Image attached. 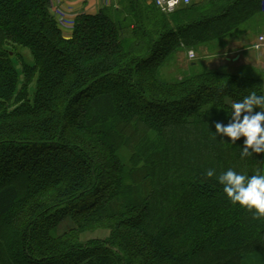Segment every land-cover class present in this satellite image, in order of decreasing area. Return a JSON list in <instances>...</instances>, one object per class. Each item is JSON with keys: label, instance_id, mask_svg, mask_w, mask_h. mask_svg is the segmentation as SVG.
I'll return each instance as SVG.
<instances>
[{"label": "trees", "instance_id": "trees-1", "mask_svg": "<svg viewBox=\"0 0 264 264\" xmlns=\"http://www.w3.org/2000/svg\"><path fill=\"white\" fill-rule=\"evenodd\" d=\"M126 6L124 19L81 14L66 35L51 0H0V264H264V218L218 182L264 173V153L215 134L232 103L264 94V69L161 72L262 26L264 0ZM9 46L33 62L20 69ZM96 230L108 235L84 237Z\"/></svg>", "mask_w": 264, "mask_h": 264}, {"label": "clouds", "instance_id": "clouds-1", "mask_svg": "<svg viewBox=\"0 0 264 264\" xmlns=\"http://www.w3.org/2000/svg\"><path fill=\"white\" fill-rule=\"evenodd\" d=\"M231 108L229 122H217L215 134L229 138L233 144L244 138L242 157L264 153V110H257L264 109V94L252 92L242 101L232 103ZM206 175L213 177L215 170H208ZM218 182L234 205L254 211L257 218H264V173L249 176L228 169L219 175Z\"/></svg>", "mask_w": 264, "mask_h": 264}, {"label": "crops", "instance_id": "crops-1", "mask_svg": "<svg viewBox=\"0 0 264 264\" xmlns=\"http://www.w3.org/2000/svg\"><path fill=\"white\" fill-rule=\"evenodd\" d=\"M72 3L78 5V7L89 8L91 12H98L105 7L113 6V3L116 6H121L123 3L122 0H71ZM53 2V0H52ZM69 2V0H66ZM68 5V3H66ZM50 11L52 10V5L50 7ZM264 14V8L263 12ZM262 30L255 34L253 33L250 27H245L246 30L243 31V27L235 32L230 33L229 35L216 40L207 46L202 47L198 51L199 60L203 63L204 66L212 69L228 67L231 69L230 72H237L240 69L248 68H259L262 69L264 61L261 59H257L252 56L255 52L264 53V49L257 50L253 47L254 42L256 41L259 34L264 33V21L261 23ZM70 26V25H69ZM71 28H64V32L66 35H70L72 33ZM178 58H182L181 60H186L189 63L196 64V61H190L187 57V50L182 49L178 53ZM251 56V58H250Z\"/></svg>", "mask_w": 264, "mask_h": 264}, {"label": "rangeland", "instance_id": "rangeland-1", "mask_svg": "<svg viewBox=\"0 0 264 264\" xmlns=\"http://www.w3.org/2000/svg\"><path fill=\"white\" fill-rule=\"evenodd\" d=\"M141 1H144L146 4H149V5L151 3L149 0H141ZM122 2L123 3L121 4V6H116L113 3V6H111V8L105 7L103 10H105L111 16H114L116 18H118V16H120L122 19H124V18L128 17L129 11H128V7L126 6L127 0H122ZM66 3H68V5H66ZM51 5H52V9H53L52 14L56 17V19L60 23V25L63 28H71L72 30L74 28L75 21L79 15L88 14V13H96V12H91L89 8H86V6H84V7L82 6L81 8L78 7V5L75 3H72L71 0H69V2H66V0H53V2H52V0H51ZM242 27H243V31L246 30L245 27H250L251 29H249V30H251L255 34H258L262 30V26H259V24H255L254 21L249 22L248 24H246ZM242 27H240L238 30H240ZM238 30L237 29L235 30L236 33ZM9 48L12 51V54H13L12 56H13L14 61L16 62V64L18 65V67L20 69L22 67L23 60H25L28 63L33 62V56L28 49H22L21 48L22 50H20V52L22 53L23 57L20 58L18 54H14L15 52L18 51L17 47L13 48L12 46H9ZM14 50H15V52H14ZM252 52H254L252 54V56L256 57L257 59H261L264 61V53H262V52L259 53L258 51L257 52L252 51ZM250 58H251V56H250ZM181 59L182 58L179 59L178 55H176L170 61H168L165 66L162 67L161 72H162V76L165 79L175 80L179 77L184 76L187 73H190L194 67H196L198 69L206 68V67H204L203 63L200 62L199 60H197L196 64L194 65L193 63H189L186 60H181ZM216 69H219L222 71H231V69H229L228 67H221V68H216ZM247 69L246 68L240 69L237 72H239L240 74H243V75H247V76H260L261 74H263V73H261L263 71H260L261 69H259V68H250L249 70H247ZM262 69H264V64H263ZM25 80H26V78L22 74L20 87H22L23 82ZM98 84H99V82L96 81V82H93L91 84V86L94 87V86H97ZM106 235H108V231L96 230L94 232H90L87 235L85 234L84 237L90 238L93 236H106Z\"/></svg>", "mask_w": 264, "mask_h": 264}, {"label": "built area", "instance_id": "built-area-1", "mask_svg": "<svg viewBox=\"0 0 264 264\" xmlns=\"http://www.w3.org/2000/svg\"><path fill=\"white\" fill-rule=\"evenodd\" d=\"M154 3L159 9L164 12H173L182 4H188L191 0H149ZM253 47L257 50L264 49V33L259 34ZM187 57L190 61H195L199 58L197 51L193 48L187 49Z\"/></svg>", "mask_w": 264, "mask_h": 264}]
</instances>
